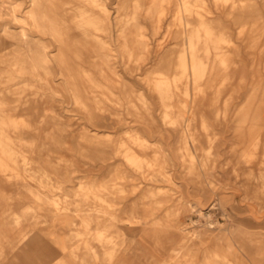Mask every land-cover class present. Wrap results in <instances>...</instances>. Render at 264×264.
<instances>
[{
	"label": "bare ground",
	"instance_id": "obj_1",
	"mask_svg": "<svg viewBox=\"0 0 264 264\" xmlns=\"http://www.w3.org/2000/svg\"><path fill=\"white\" fill-rule=\"evenodd\" d=\"M18 1L0 0V264H264V234L234 240L211 223L190 232L170 218L178 208L156 215L167 199L145 188L196 177L203 134L220 145L209 156L243 157L264 208V0H27L25 12ZM173 1L165 33L181 41L177 62L146 79V92L134 89L146 26ZM228 73L243 74L242 104L225 102L209 122L190 90L204 98ZM45 107L53 137L40 143ZM75 128L80 143L67 147ZM172 136L180 145L160 147ZM55 147L98 156L102 181L68 194L69 161L43 159ZM145 199L152 207L140 210Z\"/></svg>",
	"mask_w": 264,
	"mask_h": 264
},
{
	"label": "rangeland",
	"instance_id": "obj_2",
	"mask_svg": "<svg viewBox=\"0 0 264 264\" xmlns=\"http://www.w3.org/2000/svg\"><path fill=\"white\" fill-rule=\"evenodd\" d=\"M143 1H145L146 4L149 2V0ZM18 2L24 4L22 7L24 8L23 12H25L27 10L28 1L19 0ZM114 6L115 5L112 7ZM175 11L176 5L173 1L160 25L146 26L147 38L146 49L144 51L145 57L142 61L138 62L139 70L136 72L138 75V81H134V89L146 92L144 85L146 79L154 78L157 73H165L166 75H169L171 73L170 71H173L174 65L177 62V52L182 46L180 39L176 40L171 36H167L165 30L168 28V24L171 22L172 15H174ZM111 13H113V9H111ZM117 15L118 13L114 12L113 16ZM235 27L236 25L231 26V33L233 34L235 33ZM119 28L120 26L115 27L114 25V29ZM154 29L157 31L155 34ZM234 37H236V35ZM40 38L43 40H49L46 36H41ZM234 41L237 42L235 39ZM52 47H50V50H53ZM238 47L241 55L238 57L233 54L230 57L233 61H242V45L238 44ZM162 54H164L163 59L159 60V57ZM157 55H159V57H157ZM231 66L232 65H230V67ZM240 67H242V63L240 64ZM118 70L121 71V69ZM240 73L235 75L228 73L225 75V81L218 77L212 82L213 88L205 86L203 95L206 96H204V98L201 93H198L191 88V97L199 101L201 104L199 107L200 111L198 110L196 112L205 113L209 118V122L214 123L215 117L213 112L215 113V109H217L218 112L223 111L225 102L230 105L228 106V109L231 108V106L242 104L243 98H241V96L243 88L241 77L243 74ZM122 77L125 76L122 74ZM213 99L214 102L216 101L214 104H212ZM187 101H190L189 98ZM47 108L48 107H45L41 111L42 114L48 116V120L43 123V125L45 124L46 126H43V136L38 140L40 143L52 140L53 137V110H48ZM14 114L19 116V114ZM191 114L192 113L189 112L188 114H185V116L191 118ZM78 129L79 128L74 129L73 138L66 137L68 144L65 146L68 147L69 145V147L76 148L80 143L78 137L80 131H78ZM202 136H199L198 138L200 141V144L198 143V148H200V150L197 149L193 153L195 165L194 171L197 174L196 177L191 179L183 174L185 176L184 179L176 180L178 185H170L169 183L162 181L160 178H157L156 181L146 183V190L149 189L150 192L155 193L157 198L167 199L156 209V215L161 217L164 216L166 212H175L178 208V214L176 215L173 213L170 218L180 220L181 224L185 225L190 232L196 229L204 230L206 229L207 223H211L215 227L212 230V233L224 232L234 240L244 236L248 237L253 233L264 234V208L261 207V204L259 205L256 199H253L254 196L250 186L254 180L251 178L247 180L245 176L248 166L246 162H244L243 157L228 155L213 156V154L212 156H209L206 149L211 146L210 150L211 153H213L216 147H219L220 145H217L216 140L206 142V138ZM150 141L153 142V144L155 143V139H151ZM176 142L177 137L172 136L170 139H167L166 142L162 143L160 147L174 149V146L177 147L180 145L179 143L175 145ZM98 146L103 148V150L107 148L103 144ZM155 147H157V144H155ZM55 148H57L59 153L54 152L50 155L44 156L43 159L49 163L51 162L53 167L56 163L61 164L57 158L65 157L69 161V165L65 166V168L70 171L68 180L71 182H69L66 187L68 194L74 193L82 183H91L94 186H97V184L102 181L103 173L99 169L100 161L98 156H93L89 153L81 154L76 152L75 149L65 151L58 147ZM221 148L223 147L218 148V151H220ZM59 154L61 156H59ZM258 157L259 156L256 157L255 163L258 160ZM202 161L204 162L205 167L200 168L199 165ZM186 166H188V163H186ZM51 170L57 173L58 177H61V175L64 176V173L66 172L65 170L63 172L62 169L56 171V169L52 168ZM206 180H211L213 183L208 185L205 182ZM171 189H174L175 192L178 191V193L174 194ZM179 191L182 193H179ZM179 196L181 198L178 201L177 197ZM195 201H197L198 205H195ZM198 202H200V204ZM212 204H215V206L213 209H210ZM151 205V201L145 199L139 200L138 207L140 210L146 208L151 209ZM255 205L259 206L255 207ZM199 210H201V212H199Z\"/></svg>",
	"mask_w": 264,
	"mask_h": 264
}]
</instances>
